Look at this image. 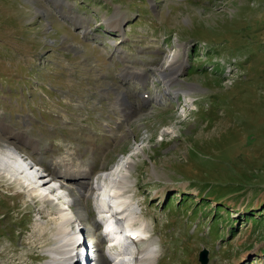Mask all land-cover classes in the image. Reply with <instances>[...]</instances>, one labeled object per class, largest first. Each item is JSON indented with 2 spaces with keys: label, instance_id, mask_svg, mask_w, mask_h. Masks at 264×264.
<instances>
[{
  "label": "rangeland",
  "instance_id": "obj_1",
  "mask_svg": "<svg viewBox=\"0 0 264 264\" xmlns=\"http://www.w3.org/2000/svg\"><path fill=\"white\" fill-rule=\"evenodd\" d=\"M12 140L51 179L32 187L57 190L32 198L0 169V264H49L73 194L87 221L71 229L102 248L101 176L132 149L152 264H201L203 249L206 264H264V0H0V166L14 171L28 160ZM60 157L76 185L48 171Z\"/></svg>",
  "mask_w": 264,
  "mask_h": 264
},
{
  "label": "bare ground",
  "instance_id": "obj_2",
  "mask_svg": "<svg viewBox=\"0 0 264 264\" xmlns=\"http://www.w3.org/2000/svg\"><path fill=\"white\" fill-rule=\"evenodd\" d=\"M112 20H114V23H116V25H117V21L115 20L114 16H113ZM178 53L179 52L175 51V53L173 55H171V58L168 61V63L173 64V63L177 62L178 61L177 60L178 59L177 58ZM172 92H174L175 94L179 93L178 90H173ZM187 99H188V101L192 100L191 97H188ZM192 104H193V102H192ZM13 140L11 142H6V144H8L7 147L8 146L9 147L14 146L12 148L16 151L18 150L17 153H20L21 151L18 149L20 142L13 143L16 141V140L15 141H13ZM0 150L2 151V149H0ZM7 150H8V148L5 151H7ZM136 154H137V151L135 149L134 150L132 149V151L128 152L123 157V159L121 161H119V164H116L110 171L106 172L103 176H101V177H103L104 182H105L104 186L106 188V193L103 194L102 192H99V193H97V197L102 200L104 207H106V209H104V211H102V212L103 213L106 212L108 215L110 213L111 215H109V218H111V219L113 218L118 223V225L120 227L119 233L120 232L130 233V234H133L136 236V239H133L130 237L127 238L128 241L130 243L133 242V244L137 248V256H136V258H133L134 264H152L158 258L156 256L157 255V249L154 245H151L149 242L146 241L147 232L144 229L145 228V225H144L145 221H143V220L139 221L138 220L140 218L138 215V213H140V211L138 212L135 209V206H133V204H132L133 201L131 202V200L133 199L132 198L133 195L127 189L129 186H131V179L128 178V174L130 172L131 162L134 161V157L136 156ZM8 155L11 156L12 153H10V151L9 152L7 151L6 156H8ZM22 159L24 160L27 158L22 157L21 160ZM52 159L53 160H51L49 165H48L49 170L48 169L47 170L51 171L50 173L52 174L53 178L56 175H58L61 178L60 180L62 183L65 182L66 185H67V183L71 184V185H73V184L76 185L77 183L75 182V180L71 179L74 177H72L71 175H68L66 177V174H68V173L71 174V172L72 173L76 172L77 167H75V164L71 161V159H69L68 157H66V158L60 157V159H54V158H52ZM1 160L2 159L0 158V161ZM11 160L13 161L14 164L16 162H18L16 159L13 160V158H11ZM0 164H2V163L0 162ZM17 166H18L17 169H14V171L8 167H5V166H0V169H2L4 172H6V169H7V173H9L8 171H10L9 174L12 175L11 177H14L17 180L19 179V183L22 182L25 185L26 190H28V193L30 194L29 196L37 194L40 197V199H42V200L46 199L49 202H54L56 200L55 195H53L52 192L53 191L55 192L57 189H50V192H49L45 188H44L45 190L42 191V190H40V188L38 186L32 187L36 184L35 182H37L39 179H41V181L43 182L42 183V188H43L44 185H46L49 182V180H51V179L48 178V180H47V178H42L43 173H39L37 171L35 172V175L30 174V171H28V170H30L32 168V166H30L29 168L22 166L21 164H17ZM88 168H90V171H91V167L86 168V171L89 173ZM84 176H87V175H84ZM23 177H25V179ZM97 177L100 178V173L98 176H96V180L98 179ZM68 179H70V181H68ZM79 180H83V179H79ZM61 185H62V187L66 186V185H64V183ZM94 187H95V185H94ZM52 188H58V187H52ZM78 188H81V190L85 189V188H88L87 190H90V188H91V190H92L93 187L90 186V184H89V186L86 185V182H80V185L77 187V190H78ZM83 191L79 192V194H82ZM99 191H100V187H99ZM44 192H46L47 195ZM82 195L83 196H81V195L76 196L75 194H73V197H72L70 204L65 202V204H66L65 207H63V208L58 207L57 208L58 212L62 218V221L60 222L58 229H57L55 235L53 236V237H55L54 239L57 243V246H56V248L54 247L55 249H53L49 253L51 255V260L49 262H47L49 264H51V263L74 264V261L76 263L77 256L80 255L79 250L75 253V250L72 249L73 245L77 242L79 236L77 234L78 232L77 231L75 232L74 230H72L70 225L72 223L71 219L73 218V216L77 217L78 222L83 223V222L87 221L86 220V213H85L84 208H82L83 206L81 203V200H82L81 198L82 197L84 198V194H82ZM85 196H86V194H85ZM58 199H60L59 196H58ZM56 205H59V204L56 203ZM98 205L102 206L100 203ZM71 206H73L74 209H72ZM94 221H97L98 224L100 225L98 219L97 220L93 219V222ZM138 221H139V223L136 224ZM95 225H96V223H95ZM107 228H108V224H106V226H105V229H107ZM92 230H93L92 226L86 227V231H88L91 235L93 234V231H94V230L93 231ZM102 231H104V230L102 229ZM100 242L101 241H99V242L96 241V243H94V246L97 249V257H96L95 263L96 264H107V261H110L109 262L110 264H116L115 262L119 259V257H122L123 255L118 253V251H114L113 247L110 248V249H112V252H110V251L102 252L100 249H98V244ZM136 242H144L145 245L142 247H137Z\"/></svg>",
  "mask_w": 264,
  "mask_h": 264
},
{
  "label": "water",
  "instance_id": "obj_3",
  "mask_svg": "<svg viewBox=\"0 0 264 264\" xmlns=\"http://www.w3.org/2000/svg\"><path fill=\"white\" fill-rule=\"evenodd\" d=\"M206 254H207V249L206 250L203 249L197 254V260H199L201 264H206L208 262Z\"/></svg>",
  "mask_w": 264,
  "mask_h": 264
}]
</instances>
